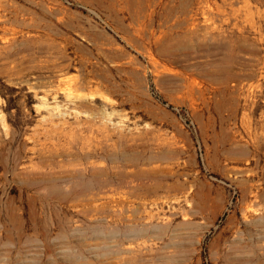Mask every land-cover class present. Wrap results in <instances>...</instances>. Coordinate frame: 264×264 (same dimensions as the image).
Segmentation results:
<instances>
[{"label":"rangeland","instance_id":"374dc122","mask_svg":"<svg viewBox=\"0 0 264 264\" xmlns=\"http://www.w3.org/2000/svg\"><path fill=\"white\" fill-rule=\"evenodd\" d=\"M0 264H264V0H0Z\"/></svg>","mask_w":264,"mask_h":264}]
</instances>
